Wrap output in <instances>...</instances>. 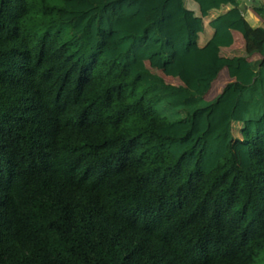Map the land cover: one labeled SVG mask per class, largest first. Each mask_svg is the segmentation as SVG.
I'll use <instances>...</instances> for the list:
<instances>
[{
	"label": "trees",
	"instance_id": "trees-1",
	"mask_svg": "<svg viewBox=\"0 0 264 264\" xmlns=\"http://www.w3.org/2000/svg\"><path fill=\"white\" fill-rule=\"evenodd\" d=\"M193 1L0 0V264H264V26Z\"/></svg>",
	"mask_w": 264,
	"mask_h": 264
},
{
	"label": "crops",
	"instance_id": "crops-1",
	"mask_svg": "<svg viewBox=\"0 0 264 264\" xmlns=\"http://www.w3.org/2000/svg\"><path fill=\"white\" fill-rule=\"evenodd\" d=\"M240 6L243 9L244 15L250 25L254 28L264 26V16H262L258 11V7L264 4V0H239ZM186 5L189 9L193 10L196 15H200L199 5L193 0H186ZM229 9V6L223 7L221 10H213L210 14L203 18L204 30L199 34L198 43L201 47L205 46L210 40L214 33V29L210 25V21L219 13ZM234 43L229 47H221L216 50L225 57H233L239 55H245V42L242 35L238 31H233ZM232 78L229 76L227 70H223L218 78L214 81L210 92L206 95L207 99H212L217 96L224 85L231 81Z\"/></svg>",
	"mask_w": 264,
	"mask_h": 264
},
{
	"label": "rangeland",
	"instance_id": "rangeland-1",
	"mask_svg": "<svg viewBox=\"0 0 264 264\" xmlns=\"http://www.w3.org/2000/svg\"><path fill=\"white\" fill-rule=\"evenodd\" d=\"M147 64L153 71L158 72L161 75H163L168 82H171V83H174V84L179 83L178 79H175V78L169 76V74H167L168 72H167L166 66H164V65L161 66L160 64H156V62L154 60L148 61ZM157 65H159V66H157ZM241 127H242L241 123H235L234 124V134H235V137H236L237 140H240L241 137H242L241 136ZM235 148L237 149L238 153H239V151L242 150L243 156L241 158H239V159L244 161L246 159L244 157V153H245L244 147L240 143L235 142ZM242 161H241V163H242Z\"/></svg>",
	"mask_w": 264,
	"mask_h": 264
}]
</instances>
